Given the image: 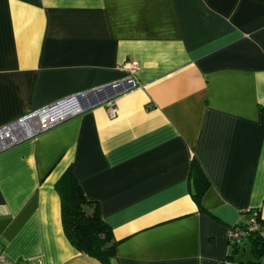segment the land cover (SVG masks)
<instances>
[{"label":"crops","instance_id":"1","mask_svg":"<svg viewBox=\"0 0 264 264\" xmlns=\"http://www.w3.org/2000/svg\"><path fill=\"white\" fill-rule=\"evenodd\" d=\"M127 61L137 86L116 93L115 116L74 98L0 152L5 254L102 264L63 231L70 170L112 230V264H264L227 237L248 208L264 221V1L0 0V126L119 80Z\"/></svg>","mask_w":264,"mask_h":264},{"label":"trees","instance_id":"2","mask_svg":"<svg viewBox=\"0 0 264 264\" xmlns=\"http://www.w3.org/2000/svg\"><path fill=\"white\" fill-rule=\"evenodd\" d=\"M207 187L204 173L193 163L192 195L198 205ZM57 190L61 199L62 227L69 242L78 251L94 257L102 264H112L116 246L112 230L102 219L97 204H93L91 212L86 210L91 203L84 197L70 170H66L58 180ZM246 239L250 241L255 262L259 263L264 255V239L258 232H249L240 243H232V246L237 248Z\"/></svg>","mask_w":264,"mask_h":264},{"label":"built area","instance_id":"3","mask_svg":"<svg viewBox=\"0 0 264 264\" xmlns=\"http://www.w3.org/2000/svg\"><path fill=\"white\" fill-rule=\"evenodd\" d=\"M121 68L126 70V75L115 82L108 84H116L118 82L129 80L132 83V87L137 86L136 72L138 70L137 61H127L121 65ZM105 84V85H108ZM105 85L99 86L101 88ZM130 87V88H132ZM104 89V88H103ZM63 100V99H61ZM58 100L53 104L61 101ZM107 106L108 113L111 116H115L117 113L116 98L114 96L104 100ZM49 106H45L38 110H34L24 114L16 120L0 126V152L14 146L26 139L32 138L42 128L47 127L46 124L41 125V116L52 113L53 111H47ZM58 111V110H57ZM54 112H56L54 110ZM258 232L262 239H264V221L260 218V212L258 209L248 208L241 213L240 221L237 225L227 228V237L230 243H240L246 233ZM0 264H40L38 259L13 261L4 252L3 246L0 242Z\"/></svg>","mask_w":264,"mask_h":264},{"label":"bare ground","instance_id":"4","mask_svg":"<svg viewBox=\"0 0 264 264\" xmlns=\"http://www.w3.org/2000/svg\"><path fill=\"white\" fill-rule=\"evenodd\" d=\"M130 87H132L131 81L124 80V81L118 82L116 84L105 85L101 88H93V89H91L85 93L76 94L74 97L76 98L77 102H79V103L86 102L85 105H82L84 107V106L91 104L92 100L94 101L96 98H97L96 101H104V100L108 99L109 97L115 96L116 93L127 90ZM91 98H92V100H91ZM54 110L55 111L58 110L60 113L59 116H62V114L67 113V112H71L74 109H73L72 105L70 104L69 99H63V100L57 102L55 106L49 107L47 111H54ZM47 113L48 112H46V114Z\"/></svg>","mask_w":264,"mask_h":264},{"label":"water","instance_id":"5","mask_svg":"<svg viewBox=\"0 0 264 264\" xmlns=\"http://www.w3.org/2000/svg\"><path fill=\"white\" fill-rule=\"evenodd\" d=\"M80 94H82V93H80ZM75 97L74 96H70V97H68L67 99H69L70 101L71 100H73ZM56 105V103L55 104H52V106H55Z\"/></svg>","mask_w":264,"mask_h":264}]
</instances>
